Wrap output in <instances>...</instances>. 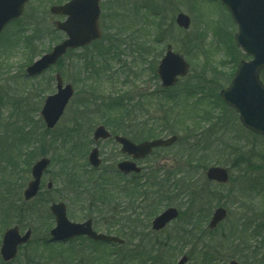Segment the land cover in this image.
I'll return each instance as SVG.
<instances>
[{
  "label": "rangeland",
  "instance_id": "obj_1",
  "mask_svg": "<svg viewBox=\"0 0 264 264\" xmlns=\"http://www.w3.org/2000/svg\"><path fill=\"white\" fill-rule=\"evenodd\" d=\"M53 2L29 0L20 18L0 34V243L10 226L18 225L21 233L32 230L31 241L20 247L8 264H66L70 258L64 249L69 246L78 251L73 255L79 260L76 263L86 264L102 256L101 251L111 249L81 239L47 246L48 232L54 225L48 207L59 200L66 204L70 220L92 217L97 231L109 230L124 238L126 243L120 251L126 254L137 249V241L144 239L143 245L149 249L151 240L157 238L167 243L176 241V249L162 252L163 264H176L182 255L188 256L184 264H226L230 259L240 264H264V137L241 126L237 113L218 95L228 86L238 61L248 59L235 45L237 26L227 10L218 0H100L102 38L75 50L69 59L63 57L64 63L61 60L42 74L27 77L29 58H38L64 37L53 26L62 19L50 14ZM179 12L190 19L187 29L175 23ZM168 44L184 55L190 70L166 89L160 84L156 67ZM76 57L88 61L79 62ZM56 72L61 73L64 83L73 84L75 93L56 126L47 130L39 111L45 96L55 92ZM86 83L95 84L97 96L103 100L125 99V107L110 110L115 122L120 113L125 117L119 125L105 124L102 112L93 115L94 122L82 118V113L90 110L80 106V98L88 95ZM127 117L134 118L133 122L127 123ZM76 119L84 120L85 126ZM137 121H144L139 132H135ZM99 124L110 132L116 128L119 133L138 137L135 139L177 135L171 147L157 149L138 163L142 170L133 181L143 185L149 197L150 216L145 215V202L140 198L142 206L132 200L129 205L119 195L109 205L115 209L118 205L120 212L113 209L105 215L94 204L86 206L84 197L75 199L79 194L66 172L75 167L77 174L89 176L83 157L94 145L91 133ZM96 145L102 170L122 160L119 145L112 138L99 140ZM70 152L74 157L71 155L68 165L63 157L69 158ZM41 156L51 161L41 178L40 191L32 200L24 201L22 191L30 179L28 164ZM206 165L227 168L228 181L221 186L209 183L203 176ZM113 179L110 177L111 183H115ZM218 205L227 210L226 218L213 232L203 234L199 229L207 226ZM167 206L176 207L182 216L163 230L152 232L147 226ZM192 212L198 216L200 228L185 225L184 213ZM115 219L120 223L114 224ZM129 221H135L130 224L134 229L124 225ZM253 232L256 234L251 236ZM55 251H61L62 257H49ZM129 261L137 263L136 258Z\"/></svg>",
  "mask_w": 264,
  "mask_h": 264
},
{
  "label": "water",
  "instance_id": "obj_2",
  "mask_svg": "<svg viewBox=\"0 0 264 264\" xmlns=\"http://www.w3.org/2000/svg\"><path fill=\"white\" fill-rule=\"evenodd\" d=\"M28 0H0V32L12 20L18 18ZM229 10L230 15L237 24V32L234 35L236 45L247 55L252 56L249 61H240L236 71L226 89L220 91V97L237 113L242 125L254 133L264 135V85L259 79V73L264 69V0H220ZM99 0H69L62 5L50 7L52 14L66 16L62 21H55L56 29L63 31L66 37L34 60L26 68L28 76H34L53 65L58 58L64 55L68 49L84 47L101 37L98 24ZM177 25L188 28L190 19L187 15L179 13L175 19ZM189 65L183 56L174 53L170 45L166 47L165 54L157 66V75L162 87L174 85L179 76L188 73ZM56 92L48 95L43 103L40 116L48 129L52 128L62 115L66 104L73 94L71 84L63 85L59 73L55 76ZM109 132L102 126L93 131V139H106ZM115 140L121 144V151L130 155L133 159H139L149 154L154 147L168 146L176 140V136L143 141L138 144L129 139L116 136ZM90 165L97 167L100 164L97 148L94 147L88 154ZM49 164V159L42 157L31 167L32 179L23 190V197L28 200L36 195L39 189L40 178ZM120 171L129 173L138 172L140 169L133 161H122L118 165ZM208 180L225 182L228 178L227 170L219 166H211L205 171ZM51 183H48L50 187ZM49 210L54 215L55 227L50 230V241H61L77 235H87L101 241L122 243V239L101 233H96L91 228V220L82 223L71 222L66 217V208L63 202L52 203ZM225 210H214L209 221V227L214 228L225 217ZM177 216L175 208H167L152 221V229L160 230L170 220ZM30 230L23 236L18 233V227L14 226L5 230L2 237L0 254L3 260H10L15 256L16 248L28 240ZM183 256L178 264L186 261ZM228 264H238L231 260Z\"/></svg>",
  "mask_w": 264,
  "mask_h": 264
},
{
  "label": "trees",
  "instance_id": "obj_3",
  "mask_svg": "<svg viewBox=\"0 0 264 264\" xmlns=\"http://www.w3.org/2000/svg\"><path fill=\"white\" fill-rule=\"evenodd\" d=\"M61 2H62V0H54L53 3H61ZM23 42L26 43V41H23ZM27 44L28 43H26V46H27ZM73 52L74 51H68L66 53L65 57H68V59H69V57L72 56V54H74ZM83 59H84V61H88V58L76 57V61H79V62L81 60H83ZM61 60H59V62H58L59 64H60ZM31 62H32V60H31V57H30L29 60H28V64H30ZM61 62H63V60ZM63 63H61V65ZM95 71H97V70H95ZM263 76H264V71L262 73V79L264 80ZM93 86H95V84H89V83H86V86H84V89L86 88V91L88 92V95L82 96L80 98L81 103H82L80 106H82V108H86L87 107L90 110H88V112H83L82 113V116H83L82 118H84V115L90 117V115H99L100 112H102L103 122L105 124H108L109 126H111V125H114V126L115 125H119L122 122V120L125 119V117L121 118L122 115L120 113L119 116H118V119H116V122H115L113 120L114 116L111 117L112 113H110V110H113L116 107H118V108L119 107H125L126 106V104H124L125 103V99H123V97L119 96V98L110 99L111 97H108L107 99H110V100H107V99L103 100L101 98L102 97L101 95L97 96L98 93H97V91L95 90V88ZM123 100H124V102H123ZM166 100L168 101L167 95H166ZM101 101H102V103H101ZM133 119L134 118H132V117L128 118L127 123L128 122H133ZM112 121H114V122H112ZM75 122H78V124H79V122H82V124L85 123V121L82 120V119H79V120L76 119ZM143 122L144 121H142V122H138L137 121L136 126L137 125L138 126H137V131L136 132H139L141 130L142 126H144ZM117 130H119V129H117ZM114 131H115V129H114ZM196 136L197 135H195V137ZM193 146H195V145H193ZM207 148H209V146H207ZM199 152L201 153L202 151H199ZM192 153H194V152L192 151L191 154ZM71 155L72 154H70L69 158L68 157L65 158L66 156L63 157V159H66V162H68V165L70 164L69 161L71 160ZM72 156L74 157V155H72ZM186 156H187V154L184 155V158H186ZM187 161H189V159ZM196 161H200V160H196ZM190 163H192V162H190ZM29 165L30 164H28V166ZM207 166L208 165H206V167ZM72 168L73 169H71V168L68 169V167L66 166V170L68 169L66 173L69 174L70 177L72 178V180H70V185L72 187H74L75 190H77L76 193L79 194L77 196V198H80V195L83 194V193H90L89 194L90 196H87V197L85 196L84 199H83L85 204H86V206L89 207V206L94 204L95 206H97L98 210H99L100 207H102V208H100V213H102V215L103 214L105 215V213H109V210H107L105 207L107 205H109V204L114 203V201H116V195H117V192H118L114 188L109 187V185H111L110 178L109 177H105V176L95 177L92 174V173H94V170L93 169L89 170V169H87L86 166L84 167V169L86 170L87 174L91 173V174H89V176H87V175L84 176V174H80L79 175V174H77L75 172V167H72ZM76 171L78 172L79 170H76ZM142 186L143 185H139V183H136V186L133 187V190H128V192L126 194H127L128 197H131L132 195L135 194L134 197L136 196V198H134V199L136 201H138V204H140L141 206L143 204L137 198H140L141 200H144L145 206L143 207V210H144L145 215L147 214V216H148L149 215V211L148 210L152 211V204L150 203V205H148L147 199L149 197H148V195H145V191L142 188ZM80 190H82V193H80ZM98 205H100V206H98ZM189 218H190V220H192V219H194V216H191ZM134 223H135V221H129L127 223L128 229H134L135 226L130 225V224H134ZM130 237H132V236H130ZM133 239L134 238H132V240ZM170 242L172 244L171 243H167V242H162L159 239L155 238V239H153V241L151 240V247H149V249L148 248L145 249V247L143 245V243H145V240L141 239V240L137 241V243H136L137 249H134L132 251V253H128V254H126L124 251H122V252L120 251L119 254H118V257L115 258V259H117L118 262L115 259H113L112 260V264H130L129 260H132L134 258H136V262H137L136 264H163L162 252H164V253L169 252L170 253V252H172V250L176 249L175 246L173 245L176 241H174V242L170 241ZM154 247H156V250L154 249ZM161 250H164V251H161Z\"/></svg>",
  "mask_w": 264,
  "mask_h": 264
},
{
  "label": "flooded vegetation",
  "instance_id": "obj_4",
  "mask_svg": "<svg viewBox=\"0 0 264 264\" xmlns=\"http://www.w3.org/2000/svg\"><path fill=\"white\" fill-rule=\"evenodd\" d=\"M120 157H122V159H129L128 157H125L124 155H120ZM126 177H131V175H126Z\"/></svg>",
  "mask_w": 264,
  "mask_h": 264
}]
</instances>
